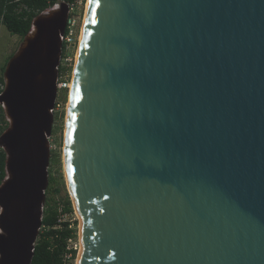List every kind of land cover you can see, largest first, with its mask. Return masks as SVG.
<instances>
[{"label":"water","instance_id":"obj_1","mask_svg":"<svg viewBox=\"0 0 264 264\" xmlns=\"http://www.w3.org/2000/svg\"><path fill=\"white\" fill-rule=\"evenodd\" d=\"M68 12L3 70L0 264L42 225ZM65 142L78 264H264V0H89Z\"/></svg>","mask_w":264,"mask_h":264},{"label":"rangeland","instance_id":"obj_2","mask_svg":"<svg viewBox=\"0 0 264 264\" xmlns=\"http://www.w3.org/2000/svg\"><path fill=\"white\" fill-rule=\"evenodd\" d=\"M68 3L69 13L71 14L75 24L72 26V35L68 43V48L64 50L58 66V80L66 83V87L57 90V97L53 109V123L51 128V134L49 135V148L50 158L48 171V185L45 190V201L43 204V210L50 205H57L58 208L62 206L64 199L68 196L70 198V192L67 187L66 173L64 167V145H65V128H66V113L68 110L70 88L72 84L73 73L75 69L76 51L79 46V37L81 27L85 16V8L87 0H59ZM20 43V36L7 30L3 23H0V74L5 68V65L9 58L17 50ZM63 44V43H62ZM51 178V181H50ZM52 182V187H50ZM58 190V191H56ZM71 199V198H70ZM72 203V201H71ZM73 207V205H72ZM43 214V212H42ZM65 219L72 223V227L75 228L76 236L79 235V216L73 209V212L66 214ZM79 253V251H78ZM76 254L74 264H77Z\"/></svg>","mask_w":264,"mask_h":264},{"label":"trees","instance_id":"obj_3","mask_svg":"<svg viewBox=\"0 0 264 264\" xmlns=\"http://www.w3.org/2000/svg\"><path fill=\"white\" fill-rule=\"evenodd\" d=\"M58 2L59 0H0V23H3L10 32L19 35L21 41L29 31L34 16ZM3 85L2 72L0 74V91ZM7 125L8 122L0 105V133ZM5 158V152L0 148V183L6 175ZM50 185L52 187V182ZM71 212H73V207L68 196L60 208L55 204H48L43 210V227L40 229L34 245L30 264H74L73 259L76 257L74 250H70L72 252L70 261L67 262L64 255L66 252H70L66 248V241L70 237H76L75 228L69 226L71 223L68 220H58L61 214L66 215Z\"/></svg>","mask_w":264,"mask_h":264},{"label":"built area","instance_id":"obj_4","mask_svg":"<svg viewBox=\"0 0 264 264\" xmlns=\"http://www.w3.org/2000/svg\"><path fill=\"white\" fill-rule=\"evenodd\" d=\"M69 7V5H68ZM69 13V12H68ZM75 24V21L72 17L71 14H68V17H67V23H66V27H65V30L64 32L60 35V39L62 41V52H61V56H60V60L61 59H64V57H62V53H63V47H64V50L68 48V43L70 41V36L72 35V26ZM60 64V62H59ZM59 66V65H58ZM57 66V68H58ZM58 76H57V88L61 89V88H64L66 87V83L64 82H60L58 80ZM2 89H3V86H2ZM57 104L54 105V107L56 106ZM54 109V108H53ZM53 109H52V112H53ZM59 221L61 220H66L65 219V215L64 214H61L59 216ZM69 221V220H68ZM70 222V221H69ZM70 227H72V223L69 225ZM43 226L41 225V228ZM40 228V229H41ZM66 248L70 251V250H74L76 252V254L78 253L79 249H80V240H79V236L77 237H70L67 239L66 241ZM64 259L68 262L72 259V252H66L65 255H64ZM75 258L73 259V262H74Z\"/></svg>","mask_w":264,"mask_h":264},{"label":"bare ground","instance_id":"obj_5","mask_svg":"<svg viewBox=\"0 0 264 264\" xmlns=\"http://www.w3.org/2000/svg\"><path fill=\"white\" fill-rule=\"evenodd\" d=\"M88 3H89V0H87V2H86L85 16H84L83 24H82V27H81L80 37H79V46H78L77 51H76V61H75V66H74L75 68H76V65H77L78 54H79V49H80V44H81V39H82V34H83V27H84V23H85V17H86V12H87V8H88ZM74 74H75V69H74L73 77H74ZM72 87H73V78H72V84H71V88H70V94H71ZM69 105H70V96H69L68 110H69ZM68 110H67V113H66L67 115H66L65 140H66V136H67ZM63 156H64V167H65V173H66L67 187H68L70 195H71V197L73 198V201H74L73 191L71 189V185H70V181H69V177H68V172H67L66 142H65V145H64V155ZM80 252H81V245H80L79 253H78V256H77L78 257L77 258V264H78V261H79Z\"/></svg>","mask_w":264,"mask_h":264},{"label":"clouds","instance_id":"obj_6","mask_svg":"<svg viewBox=\"0 0 264 264\" xmlns=\"http://www.w3.org/2000/svg\"><path fill=\"white\" fill-rule=\"evenodd\" d=\"M4 86V85H3Z\"/></svg>","mask_w":264,"mask_h":264}]
</instances>
